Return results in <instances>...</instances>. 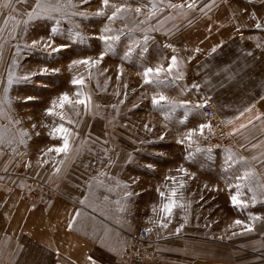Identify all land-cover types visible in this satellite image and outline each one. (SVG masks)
Listing matches in <instances>:
<instances>
[{
	"label": "crops",
	"instance_id": "0c3cea01",
	"mask_svg": "<svg viewBox=\"0 0 264 264\" xmlns=\"http://www.w3.org/2000/svg\"><path fill=\"white\" fill-rule=\"evenodd\" d=\"M211 1L187 21L183 55L170 58L183 82L163 88L180 106L194 99L204 135L188 140L191 123H170L169 98L162 123H81L73 151L70 131L66 152L56 151L63 139L32 160L3 142L0 264H128V240L142 228L157 252L141 264H264V218L242 248L218 252L204 236L219 237L213 227L219 221L204 223L203 214L210 216L204 209L234 213L231 197L240 194L249 207L254 176L264 193V0ZM204 103L233 145L209 141ZM33 183L49 185L52 199L27 201L22 189ZM170 198L175 206L167 214L162 208ZM222 224L225 237L234 236V216Z\"/></svg>",
	"mask_w": 264,
	"mask_h": 264
},
{
	"label": "rangeland",
	"instance_id": "374dc122",
	"mask_svg": "<svg viewBox=\"0 0 264 264\" xmlns=\"http://www.w3.org/2000/svg\"><path fill=\"white\" fill-rule=\"evenodd\" d=\"M211 2L109 0L105 6L103 0H40L37 7V0H0V146L4 142L12 152L32 160L63 141L66 133L54 131L61 126L70 131L71 151L81 123H162L163 101L154 105L153 98L163 96L164 87L177 89L183 82V72L170 58L183 55L180 35L187 21ZM116 8L123 11L109 19ZM33 41L38 43L33 46ZM84 60L90 63H73ZM147 69H153L149 83ZM74 79L83 83L73 84ZM64 95L71 103L53 107ZM86 97L87 107L77 103ZM165 97L171 100L165 113L170 123H191L188 140L204 135L205 122L193 98L180 106L178 96ZM49 109L55 114L49 115ZM238 199L243 203L241 194ZM249 199V207L235 206L234 213L224 207L204 209L211 216L203 214L204 223L219 221L213 225L219 229L218 238L215 231L204 232L213 250L241 247L244 238L256 232L264 218V193L255 176ZM231 215L235 234L227 238L222 222ZM154 248L155 254L141 263L156 255V244Z\"/></svg>",
	"mask_w": 264,
	"mask_h": 264
},
{
	"label": "built area",
	"instance_id": "2783aa9c",
	"mask_svg": "<svg viewBox=\"0 0 264 264\" xmlns=\"http://www.w3.org/2000/svg\"><path fill=\"white\" fill-rule=\"evenodd\" d=\"M207 118V135L213 145L228 147L234 144V139L228 131L225 123L221 121L211 104L204 103L201 106ZM22 195L33 204H43L52 199L53 189L44 183H33L22 189ZM154 241L148 237L146 229H140L138 235L130 237L124 251V259L128 264H140L146 257L155 254ZM64 264V263H59Z\"/></svg>",
	"mask_w": 264,
	"mask_h": 264
},
{
	"label": "snow or ice",
	"instance_id": "6c2138e0",
	"mask_svg": "<svg viewBox=\"0 0 264 264\" xmlns=\"http://www.w3.org/2000/svg\"><path fill=\"white\" fill-rule=\"evenodd\" d=\"M108 2H109V0H103V4L105 5V6H107L108 5ZM5 6H8L7 4H5ZM41 6V4H40V0H37V7H40ZM172 7H175V8H179V7H181L180 5H171ZM188 7L189 8H192L193 7V4H189L188 5ZM52 11H59V9H52ZM121 11H123V9L122 8H116V11L115 12H113V14H112V16H110L109 17V19H113V18H115L116 17V15H117V13H119V12H121ZM140 10L139 9H137V12H139ZM97 15H103V13H97ZM257 27H260V25L258 24L257 25ZM55 30H53V32H54ZM38 43V41H33V46H35L36 44ZM53 51H59V49H53ZM102 58V57H101ZM74 64H88V63H90L89 61H87V60H84V61H74L73 62ZM92 64H95L96 62L95 61H93V62H91ZM176 63V61H175V58H173V64H175ZM171 70V66H170V68H169V71ZM161 71V69H156L155 70V72H156V74H159V72ZM153 72V69H147L146 71H145V73H144V75H145V83H149L150 81L147 79V77L149 76V74L150 73H152ZM24 79H27V77H25ZM72 83L73 84H82L83 83V81L82 80H76V79H74L73 81H72ZM77 95H79V94H77ZM164 100H166V97H163V96H161V97H159V99H157V98H153V104L154 105H157V104H159L161 101H164ZM90 102V98H85V99H82V100H78L77 101V103L78 104H84L85 105V107H87V104ZM66 103H68V104H70L71 103V101L69 100V98L66 96V95H64V96H62L61 98H60V104L59 105H56L55 103H54V105H53V107H63ZM48 114L49 115H54L55 113L53 112V110L52 109H49L48 110ZM61 119H63V116H61ZM54 131H59V132H63V133H67V129H65V128H63V126H61L59 129H56V130H54ZM67 149H68V140H67V138L65 137L64 138V141H63V146L62 147H60V148H57L56 149V151L57 152H66L67 151ZM51 150V149H50ZM248 174L246 173V176H247ZM161 196H163V193H161L160 194ZM172 195L174 196L175 195V192H173L172 193ZM231 200H232V203H233V205H235V206H240V207H246V205L245 204H243L239 199H238V195H233L232 197H231ZM175 206V201L174 200H172L171 198L169 199V201L167 202V203H165L164 205H163V208H162V211H164L165 213H167V214H171V211H172V208ZM235 223L236 224H240L241 223V221H239V220H237V221H235ZM166 226V225H165ZM248 231H251V228H248L247 229Z\"/></svg>",
	"mask_w": 264,
	"mask_h": 264
}]
</instances>
